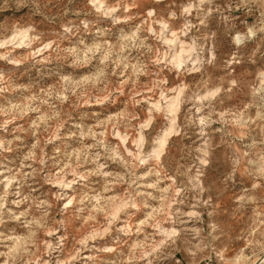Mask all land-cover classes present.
Masks as SVG:
<instances>
[{"label":"rangeland","instance_id":"1","mask_svg":"<svg viewBox=\"0 0 264 264\" xmlns=\"http://www.w3.org/2000/svg\"><path fill=\"white\" fill-rule=\"evenodd\" d=\"M261 11L0 0V264H264Z\"/></svg>","mask_w":264,"mask_h":264},{"label":"clouds","instance_id":"2","mask_svg":"<svg viewBox=\"0 0 264 264\" xmlns=\"http://www.w3.org/2000/svg\"><path fill=\"white\" fill-rule=\"evenodd\" d=\"M229 2H235L236 4L251 5V4L256 3V0H229ZM259 7L262 9V11H261V23H264V0H259ZM252 14L255 15L254 12ZM241 23H244V22L241 21ZM258 30H264V29H258ZM209 63H211V61H209Z\"/></svg>","mask_w":264,"mask_h":264},{"label":"snow or ice","instance_id":"3","mask_svg":"<svg viewBox=\"0 0 264 264\" xmlns=\"http://www.w3.org/2000/svg\"><path fill=\"white\" fill-rule=\"evenodd\" d=\"M185 11H188V9H185ZM173 35H175V33H173ZM156 62L159 63V62H160L159 59H157ZM173 123H174V121H173ZM202 123H203V121H202ZM146 126H147L146 124H142V125H141V128H144V127H146ZM141 139H142V137H141ZM160 143L163 144V141H161ZM153 155L156 156V157L158 158V150H157L156 153H153ZM143 162H144L143 160L140 161V163H143ZM82 242H83V241H82Z\"/></svg>","mask_w":264,"mask_h":264},{"label":"bare ground","instance_id":"4","mask_svg":"<svg viewBox=\"0 0 264 264\" xmlns=\"http://www.w3.org/2000/svg\"><path fill=\"white\" fill-rule=\"evenodd\" d=\"M174 109H175V105H174V104H171V106H170V108H169V111L174 112ZM161 141H164V138H162V139L159 141V146L162 145V144L160 143Z\"/></svg>","mask_w":264,"mask_h":264}]
</instances>
